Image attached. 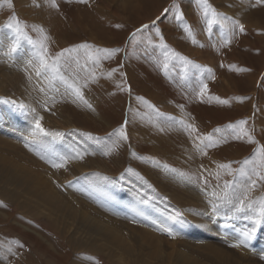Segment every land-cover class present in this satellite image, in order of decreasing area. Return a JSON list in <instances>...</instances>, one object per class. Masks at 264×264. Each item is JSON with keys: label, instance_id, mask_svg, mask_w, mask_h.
I'll use <instances>...</instances> for the list:
<instances>
[{"label": "rangeland", "instance_id": "374dc122", "mask_svg": "<svg viewBox=\"0 0 264 264\" xmlns=\"http://www.w3.org/2000/svg\"><path fill=\"white\" fill-rule=\"evenodd\" d=\"M10 2L0 0V147L22 154L25 173L46 176L72 217L27 205L18 199L25 187L0 182V264H227L215 261L214 247L231 264H264V241L247 251L232 247L252 227L250 240H264V220L254 224L246 218L254 216L251 209L238 212V201L221 198L225 182L246 204L264 198V180L252 175L257 183L251 187L239 171L251 175L245 161L264 147V4L207 0L213 17L205 15L202 0ZM41 42L49 56L74 49L62 57L61 71L86 84L91 108L74 102L61 81L50 85L47 74L36 76ZM83 44L92 48L78 47ZM96 48L119 51L109 59L99 54L97 63ZM5 113L26 123V132ZM39 117L49 135L33 137ZM240 120L247 121L252 142L232 138L228 126ZM121 127L127 139L114 134ZM208 136L226 142L206 147L209 141L198 138ZM74 149L86 152L83 159L62 168L47 162L57 153L73 156ZM92 223L122 238L125 249L134 243L125 227L154 236L124 251L117 238H93Z\"/></svg>", "mask_w": 264, "mask_h": 264}, {"label": "snow or ice", "instance_id": "6c2138e0", "mask_svg": "<svg viewBox=\"0 0 264 264\" xmlns=\"http://www.w3.org/2000/svg\"><path fill=\"white\" fill-rule=\"evenodd\" d=\"M81 2H85V0H81ZM202 3L205 5V15L208 14L209 11H211L213 17H215L217 15V13L215 12L214 9H210V6L207 5V0H202ZM256 4H264V0H256ZM8 6L11 7V2L9 0ZM52 6H56L55 4V0H52ZM255 6V5H253ZM165 11H167V9H165ZM12 19H16L15 17H12ZM209 23L211 24L212 21H209ZM238 26L241 32L244 31V26L242 24H239V22H235ZM9 28H11L13 25L10 23L7 25ZM119 27V25L117 26ZM145 28H147V25H144ZM186 31H188L187 27L185 28ZM17 31H21L20 27H19V21H17ZM42 31V29H41ZM140 30L138 29L137 32H139ZM157 35H159V29L156 30ZM133 38L136 36V33L132 34ZM44 39L46 40L47 37L45 36ZM163 46V45H162ZM78 47L80 48H84V49H91L92 46L91 45H87V44H83V45H79ZM74 51V49H64L61 52L57 53L55 56H49L48 55V50L46 45L43 44V42L40 43V47L38 49V51L34 54L35 58L38 61L37 65H34V71L36 76H41L44 74L46 75V79L48 80L49 84L51 85L54 81L59 80L61 81L65 86H66V91L69 92L75 99V100H79L80 102H82L83 104H85L87 107L91 108V104L88 103L87 100H85L84 98V94L82 91V87L86 86L85 85H80L76 78H72L69 79L68 77H66L63 72L61 71V60L62 57H64L65 53L68 52H72ZM95 53L97 54L94 58L96 59L97 63L99 62L100 59V55L99 54H104L103 58L104 59H109L111 58V56L118 52L119 49H100V48H96ZM89 56L92 57V53L89 52ZM32 62L29 61V64H31ZM165 67H167V65L165 64ZM108 75L110 76L111 73H108ZM92 80H95V75L93 74V76L91 77ZM206 85L204 87V89H202V92L204 90H206ZM216 99H219L218 97ZM239 99H244V98H239ZM221 103H228V101L223 100L220 101ZM21 107H24L23 105H21ZM43 119V117H39L36 121H35V128L33 131V137L36 136H47L49 135V133L47 132V130L42 126L41 124V120ZM247 121L246 120H240L238 121L235 125H229L228 127L231 129L232 131V138L233 139H244L247 138L249 142H252L253 137L251 136L249 130L245 127ZM186 128L192 129V131H195L194 126L192 125H187ZM219 131V130H217ZM114 134H118L119 137L123 138V139H127L126 133L123 129V127H121L120 129H118ZM201 139V141L203 142L204 139H207L209 142L206 145V147H215L217 146L218 143H222V142H226V141H213V138L211 136H208L206 138H198ZM117 147V145L114 143L112 146L108 147L107 151L104 152L105 155H108L109 153H111L112 151L115 150V148ZM197 150L202 151V154H206L203 152V149L201 148V145H196ZM74 153L75 155L73 156H66V155H60V154H54L53 158L48 159V163H51L52 167L54 168H62L65 166V164H67V162L70 159H83L84 155L86 154V152H81L79 149H74ZM41 159H44L43 156H41ZM57 160H59V162H57ZM245 164L251 165V175L249 174V172L245 171V169L241 168L239 171L241 172L242 175H245L249 178V180H251V187H255L257 181L256 180H252L251 176L254 175L256 176L259 180H264V147H260L259 149H257V157L254 160L251 161H245ZM166 171H172L175 172V169H168V166H164ZM219 168L221 169H228L229 172L232 171L230 165L228 164H221L218 165ZM179 175L183 178H188L187 174L185 173H179ZM217 176H219V174L217 173ZM213 196H219L218 193L213 192L212 193ZM222 199L226 200L228 203H234L235 201H238L237 207H236V211L238 212H242L245 211V209H251L254 213L253 217H246L249 219H253V223L254 224H259L262 220H264V198H261L258 201H250L247 204L245 203V199H241L239 196L235 195V188L233 187V185L231 184V182H225L224 185V192H223V197H221ZM142 203H147V201H142ZM259 204V208L256 209L255 208V204ZM258 211L259 213V219L255 218V213ZM171 219H175V217H171ZM164 231H167L170 235H172V231L169 228H164ZM255 233V227H252L251 229H245L242 232V239L239 240L238 243H235L232 245V247H241L242 245L247 247V241L250 240L252 238V236ZM9 251H11L9 249Z\"/></svg>", "mask_w": 264, "mask_h": 264}, {"label": "bare ground", "instance_id": "6f19581e", "mask_svg": "<svg viewBox=\"0 0 264 264\" xmlns=\"http://www.w3.org/2000/svg\"><path fill=\"white\" fill-rule=\"evenodd\" d=\"M4 115L6 116V118H8L9 120L12 121V124L19 125L20 126L19 129H23L25 131L26 123L16 122L14 117L9 115V113L8 114L5 113ZM12 127H13V125H12ZM28 127H29V124H28ZM29 129H30V127H29ZM23 130H21V131H23ZM26 168H27L26 167V161H25V159H23L22 154L20 152L11 154V152L7 148L0 147V182H2V183L5 182V185L11 184L16 189H18V187H21V188L25 187L24 192L18 197V199L22 200L27 205H32V204L37 202V203H40L44 208L56 211L57 214H60L61 212H63V213L67 212L71 215L68 217H72L71 205L66 201V199L60 197V194L52 187V184L48 183L47 177L44 175H39L38 177H36V176H33L31 173H25L24 171L26 170ZM3 185H4V183H3ZM79 216L82 219L85 218V216H83L81 213L79 214ZM215 225L216 224H214L213 229L220 230L221 231L220 233H224V232L230 233L224 229V228H227L228 226H223V230H222V225L219 228H217V226H215ZM118 226H120V225H118ZM125 230H127V232L132 234L134 237V240H133L134 243L130 244L129 249H125V242L122 240V238L118 237L116 234L112 233L110 230H105V229L101 228L100 226H97L96 223H92L91 227H90V233L92 234L93 238L98 239V240L107 239V241H110L112 238H117L121 241L122 246L124 248V251L125 250H131L132 245H134L136 243L135 240L142 239V236L146 237V236H149V234L154 236V234L151 231H149V234H148L147 232H144L142 230H133V232H132V231L128 230L126 227H125ZM135 233H137L141 236H139V235L136 236ZM263 241L264 240H260V237H259L254 242H252L251 240H248L247 241V247H246L247 249H245V246H243V245L241 247H243L247 251L248 249H250L249 248L250 245L261 244V243H263ZM259 248H260L259 245H255L252 247V250L253 251L255 250V252H256L259 250ZM210 249H211L210 252L212 253L215 261L231 264V258H230V256L227 257L225 252L218 250L215 247L210 248ZM132 250L134 251V249H132ZM262 251H264V249ZM155 259L159 260V257L156 256Z\"/></svg>", "mask_w": 264, "mask_h": 264}, {"label": "crops", "instance_id": "0c3cea01", "mask_svg": "<svg viewBox=\"0 0 264 264\" xmlns=\"http://www.w3.org/2000/svg\"><path fill=\"white\" fill-rule=\"evenodd\" d=\"M223 200V199H222Z\"/></svg>", "mask_w": 264, "mask_h": 264}]
</instances>
